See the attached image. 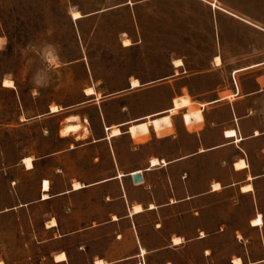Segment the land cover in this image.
Instances as JSON below:
<instances>
[{
	"label": "crops",
	"instance_id": "crops-1",
	"mask_svg": "<svg viewBox=\"0 0 264 264\" xmlns=\"http://www.w3.org/2000/svg\"><path fill=\"white\" fill-rule=\"evenodd\" d=\"M98 2L111 6L69 8L75 103L0 85L17 107L6 129L28 144L5 169L0 211L27 217L37 254L25 264H264V44L222 38L237 35L229 22L258 38L264 28L216 0ZM100 17L127 21L118 42H85L80 25Z\"/></svg>",
	"mask_w": 264,
	"mask_h": 264
},
{
	"label": "rangeland",
	"instance_id": "rangeland-1",
	"mask_svg": "<svg viewBox=\"0 0 264 264\" xmlns=\"http://www.w3.org/2000/svg\"><path fill=\"white\" fill-rule=\"evenodd\" d=\"M216 1L218 7L233 12V17L238 15L248 18L264 28V0ZM70 5L77 6L83 14L111 6L99 3L98 0H0V85L5 80L13 82L19 93L28 92V89L35 87L34 75L46 68L40 49L44 44H53L59 51L60 63L48 74L47 85L39 88L41 97L46 103L55 101L63 105L77 101L84 79L83 72L80 68L72 71L64 65L77 57L75 45L78 40L76 27L69 16ZM217 6L212 3L213 8ZM72 14V21H76ZM126 22L118 17H100L80 25L79 29L85 42L113 44L118 42L117 35L125 28ZM93 27H97L96 36L88 39L87 34ZM223 27L237 32L236 36L224 35L222 38L225 44L235 43L234 38L239 45H245L252 38L259 39L257 43L264 44V38L248 35L244 24L229 22ZM30 47L34 50L29 51ZM111 87L117 88L119 85L113 81ZM189 104L187 98L174 102L175 108ZM16 109L11 94L0 89V211L10 205L5 169L15 163L23 149L28 146L20 142V133L6 129V125L15 120ZM11 176L23 178L20 170H14ZM26 226L27 217L22 211L0 216V264H25L24 259L28 251L37 254L35 247H26L28 238L21 234L26 231Z\"/></svg>",
	"mask_w": 264,
	"mask_h": 264
},
{
	"label": "clouds",
	"instance_id": "clouds-1",
	"mask_svg": "<svg viewBox=\"0 0 264 264\" xmlns=\"http://www.w3.org/2000/svg\"><path fill=\"white\" fill-rule=\"evenodd\" d=\"M32 50L34 49L30 47L29 51ZM40 54L45 61L46 68L33 77V84L37 89L47 85L48 74L54 71L60 63L59 51L53 44H44L43 48L40 49Z\"/></svg>",
	"mask_w": 264,
	"mask_h": 264
},
{
	"label": "bare ground",
	"instance_id": "bare-ground-1",
	"mask_svg": "<svg viewBox=\"0 0 264 264\" xmlns=\"http://www.w3.org/2000/svg\"><path fill=\"white\" fill-rule=\"evenodd\" d=\"M72 18L73 19H78V18H80V15L78 14V13H73L72 14ZM1 41H3L4 42V40L2 39ZM2 43V42H1ZM124 45H128V41H125L124 42ZM179 62L177 61V63H176V65L178 64ZM216 63L218 64L219 63V60L218 59H216ZM218 66V65H217ZM2 85H3V87H6V88H13V84H12V82H10V81H7V80H5V81H3V83H2ZM132 85L133 86H136L137 85V83L136 82H133L132 83ZM85 93H86V95H90V94H92V90L90 89V90H86L85 91ZM224 94V93H223ZM50 109H51V111L52 112H55L56 110H57V108L55 107V106H51L50 107ZM58 112V111H57ZM196 113V112H195ZM73 128V127H72ZM71 129V128H70ZM77 129H78V127H77ZM86 133V132H85ZM117 133V131H114L113 132V134H116ZM231 134H233V133H227V135H231ZM235 134V133H234ZM228 137V136H227ZM24 164H25V166H26V168H31V161H30V159H25V161H24ZM244 165V164H243ZM242 166V164H240V165H238V167H241ZM243 169V168H242ZM45 186H46V184H45ZM249 188V187H248ZM250 189V188H249ZM247 191V190H246ZM44 197V196H43ZM47 198V197H46ZM261 216H258L257 217V219L256 220H253L252 222H251V225H253V226H261L262 225V220H261V218H260ZM238 238H239V236H238ZM177 243V242H176ZM57 260V259H56ZM59 260V259H58ZM234 260V259H233ZM63 261V260H62ZM233 262V261H232ZM99 263V262H98ZM240 263V261H239V259L238 260H234V264H239ZM102 264V263H101Z\"/></svg>",
	"mask_w": 264,
	"mask_h": 264
},
{
	"label": "water",
	"instance_id": "water-1",
	"mask_svg": "<svg viewBox=\"0 0 264 264\" xmlns=\"http://www.w3.org/2000/svg\"><path fill=\"white\" fill-rule=\"evenodd\" d=\"M133 181H134V183H138V182H140V181H141L140 176L137 175V176L133 177Z\"/></svg>",
	"mask_w": 264,
	"mask_h": 264
}]
</instances>
